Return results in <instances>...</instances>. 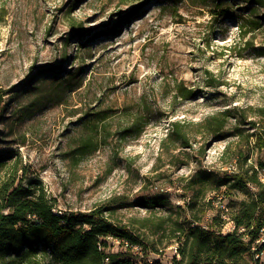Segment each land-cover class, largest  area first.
<instances>
[{
	"label": "rangeland",
	"instance_id": "374dc122",
	"mask_svg": "<svg viewBox=\"0 0 264 264\" xmlns=\"http://www.w3.org/2000/svg\"><path fill=\"white\" fill-rule=\"evenodd\" d=\"M224 108L215 136L210 117ZM262 110L264 0H0V185H39L58 211L106 206L161 264L185 248L177 224H227L211 190L188 205L191 174L264 169L247 136ZM172 121L190 146L169 135ZM212 190L234 220L244 191ZM150 197L164 202L145 207ZM228 264L251 262L244 252Z\"/></svg>",
	"mask_w": 264,
	"mask_h": 264
},
{
	"label": "trees",
	"instance_id": "16d2710c",
	"mask_svg": "<svg viewBox=\"0 0 264 264\" xmlns=\"http://www.w3.org/2000/svg\"><path fill=\"white\" fill-rule=\"evenodd\" d=\"M178 91V95L184 98L194 94L193 88L179 87ZM231 111V108H224L219 112L222 116L210 117L212 121L209 125H212L215 136L223 135L225 119L231 115ZM102 117L97 116L96 120ZM261 119L249 122L253 130L247 136L252 137L255 148L264 150V110ZM171 125L169 135L175 136L183 146H190L182 124L172 121ZM89 141L83 142L81 149L88 147ZM4 160V154H0V165ZM259 166L264 167L263 160H259ZM248 184L259 187L251 192ZM185 185L186 189L195 191L188 205L203 197L208 190L221 186H225V193L228 194L232 190H243L247 197L239 201L233 216L236 224L247 227L254 222L257 226L264 218V182L251 163L246 167L241 165L234 172L198 168ZM163 202V197H150L142 204L156 207ZM204 202L209 203V200L205 199ZM108 210L106 206H97L88 211H58L41 186L4 182L0 185V264H43L42 259H46L47 264H103L105 257L108 258L106 264H135L136 256L130 249L107 250L110 242L108 235L125 238L131 244L141 243L132 230L113 222ZM211 223L215 225L217 220ZM175 231L184 236L185 248L181 249V258L175 260L174 264H208L212 260L218 264H228V261L247 252L246 245L234 233L222 234L219 229H210L209 226L203 228L197 220L179 223ZM147 258L143 252L141 264H161L158 258L151 262Z\"/></svg>",
	"mask_w": 264,
	"mask_h": 264
},
{
	"label": "built area",
	"instance_id": "2783aa9c",
	"mask_svg": "<svg viewBox=\"0 0 264 264\" xmlns=\"http://www.w3.org/2000/svg\"><path fill=\"white\" fill-rule=\"evenodd\" d=\"M223 170L227 172H234L236 170V163H231V168H223ZM160 190L164 191L165 189L160 188ZM208 199L213 200L214 205L218 208V211L223 213L224 219H232L228 215V203L222 190L220 193H216L215 190H211L210 198ZM201 226L203 228H208V224H201ZM219 232H221V228ZM228 232L234 233L246 245L251 264H264V218L261 220L259 225L255 226L254 222H251L247 227L242 224H236L233 220V228L229 229ZM221 233L224 234L226 232ZM107 239L112 243L118 244L121 249H130L136 256L135 264H141L140 256L142 254L138 252V244H131L125 238H119L112 235H108ZM106 259L108 260L107 257ZM147 260L151 262V258H147ZM208 264L218 263L216 260H212Z\"/></svg>",
	"mask_w": 264,
	"mask_h": 264
},
{
	"label": "bare ground",
	"instance_id": "6f19581e",
	"mask_svg": "<svg viewBox=\"0 0 264 264\" xmlns=\"http://www.w3.org/2000/svg\"><path fill=\"white\" fill-rule=\"evenodd\" d=\"M231 163H233V161L230 162V163H228V164H226L223 168H231ZM223 168H222V170H223ZM259 174H260V179L262 181H264V169H261L260 172H259ZM208 193L210 195V192H208ZM207 198H210V197L207 195ZM220 218L222 220H224L225 222H227L226 225H224L225 223L224 224L221 223V225H222L221 226V232H228L229 229H232L233 228V220L232 219H224L223 213H220ZM151 261H152V259H151ZM103 262H104L103 264H106V262H107L106 257L104 258V261Z\"/></svg>",
	"mask_w": 264,
	"mask_h": 264
}]
</instances>
